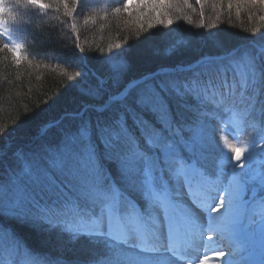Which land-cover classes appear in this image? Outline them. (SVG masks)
I'll list each match as a JSON object with an SVG mask.
<instances>
[{
    "label": "snow or ice",
    "instance_id": "obj_1",
    "mask_svg": "<svg viewBox=\"0 0 264 264\" xmlns=\"http://www.w3.org/2000/svg\"><path fill=\"white\" fill-rule=\"evenodd\" d=\"M61 2L67 10V0ZM196 3L203 17L202 0ZM183 4L192 8L188 0ZM244 4L264 6V0H235L237 15ZM174 6L180 10L173 0H124L123 9L129 15L145 9L141 17L153 12L157 23L171 25L165 10ZM29 7L46 10L50 5L15 0L9 7L0 0V38L5 41L0 48L16 63L24 44L15 34L30 23L19 9ZM227 7L232 9L233 0ZM113 47L120 45L109 44L107 60L114 61L112 79L118 80L134 53L131 47L112 52ZM86 60L79 58V80L89 71ZM104 83L97 79L85 92L98 103L65 115L73 126L50 123L59 130L58 140L40 145L31 157L14 148L15 138L28 135V129L9 131L0 125V161L9 154L27 161L0 182V264H195L199 257L189 252L210 245L211 235L207 242L202 239L206 232L235 255L233 246L243 247L257 223L264 244V200L259 221L255 211H247L248 192L257 179L264 194V173L252 174L257 139L264 140V43L201 59L114 94L105 92ZM210 119L220 123L219 140L209 135ZM248 129L254 136L242 140ZM218 148L219 163L213 155ZM233 159L237 163L228 171L225 161ZM204 214L206 228L200 223ZM24 229L47 233L55 255L42 256L22 243L18 230Z\"/></svg>",
    "mask_w": 264,
    "mask_h": 264
},
{
    "label": "trees",
    "instance_id": "obj_2",
    "mask_svg": "<svg viewBox=\"0 0 264 264\" xmlns=\"http://www.w3.org/2000/svg\"><path fill=\"white\" fill-rule=\"evenodd\" d=\"M14 2L5 0L9 7ZM43 2L50 7L46 10L19 9L30 22L21 26L26 30L15 34L24 44L20 62L16 63L10 52L0 48V125H5L9 131L22 126L28 129V135L17 136L14 140L17 152L28 157L38 151L40 145L58 140L59 130L53 127L36 146H24L31 143L46 125L84 109L86 104L99 102V98L93 100L85 92L97 79L112 71L114 61L107 60L112 54L109 44H119L122 49L131 47L134 55L126 62L117 89L111 88L107 94L117 93L130 83L160 70L194 65L205 57L225 55L249 43H264V20L260 19L264 16V6L259 4L254 7L244 4L237 15L235 0L230 10L227 7L229 0H202L204 15L201 17V7L196 0H188L192 8L185 7L183 0H173L180 10L175 6L165 10L172 20L168 25L157 23L153 12L141 17L145 9H133L129 15L123 9L124 0H67V10L61 0ZM116 8H120V12H116ZM66 11H73V14L69 16ZM89 17L91 19L85 23ZM160 19L165 16L161 15ZM149 23L154 26L149 28ZM149 35L153 38L145 40ZM4 42L0 38V45ZM116 51L113 47L112 52ZM82 56L87 57L85 63L89 71L83 80H79L76 74L83 71L78 62ZM68 76L73 79L69 80ZM62 121L65 128L74 124L71 119L63 118ZM256 123L259 126V121ZM208 132L219 140L221 133L217 120H209ZM250 133L251 129H248L241 139L251 140L254 133ZM262 147L264 144L258 149ZM219 151L218 148L213 154L217 161ZM9 157L15 156L9 154L0 161V182L7 181L14 170L27 163L21 160L19 166L10 165ZM18 232L22 243L35 253L55 255L47 233L30 229Z\"/></svg>",
    "mask_w": 264,
    "mask_h": 264
},
{
    "label": "rangeland",
    "instance_id": "obj_3",
    "mask_svg": "<svg viewBox=\"0 0 264 264\" xmlns=\"http://www.w3.org/2000/svg\"><path fill=\"white\" fill-rule=\"evenodd\" d=\"M154 23H153V26H154ZM16 38H17V42L21 43V40L17 36H16ZM115 49L117 51H120V50H122V47H120L119 49H117V48H115ZM112 74H113V69L109 73V75L106 74L105 77H103V78L101 77L102 79H99V80H103L105 82L103 87H104L106 93H108L109 89H111V88L115 89L116 87H118V85H119L118 83L119 82L121 83L122 78H123V71L119 75L118 80L112 79ZM119 90H117L116 92H118ZM91 106L92 105L86 104V105H84V108L91 107ZM40 132H42V129L40 130ZM228 139L230 140V142H235L233 140L232 136H230V135H229ZM15 140H17V139H15ZM250 151H251V149H250ZM229 155H231V154H229ZM245 156H247V153H245ZM8 160H9L10 165H14V166H16V165L19 166L20 162H21V160L18 161L15 157H9ZM260 161H264V158L261 157V152L259 151V149H257L255 151L253 171H252V174L257 176V178L259 177L260 174L264 173L263 172L264 165L261 164ZM242 162H243V158H242ZM236 163L237 162L234 159L225 161V167L228 169V171H230L231 166L235 165ZM23 164H26V163H23ZM246 170H247V166H246ZM256 182H258V179L254 183H256ZM254 211L257 213L256 220L259 221L260 216L258 215V213L261 211L260 206H259V208L255 209ZM221 213H223V209H221ZM215 214H218V213H214V214H212V216H216ZM197 215H200V213L197 212ZM206 216L207 215L204 214L201 216V219H200L201 223H205V224H203L204 226H206V220H207ZM215 236H216L215 234H212V238H214ZM204 239H205V242H207V238L205 237ZM218 244L219 243L214 241L213 243H211L210 246H208L206 248V250H210L212 252V253L205 252L206 255H209V254H213V255L215 254L216 255L214 260H212V256H207V258H208L206 260L207 264H223L225 259L232 260L233 264H264V244H262V239H261V235H260V227H259L258 223L253 226V235H251V237L247 240V243H244L243 247L238 248V252L234 256L229 255L228 251H226V252L223 251L224 255L218 256L216 254L217 251H222L221 250L222 248ZM226 244H227V241H225V245ZM201 251H202V247H200V250L198 253L189 252V255H196L197 254L198 257L201 256L198 263L196 262L197 264H200V262L205 257V256H202V254L200 255ZM175 264H186V262L183 263V262L176 261Z\"/></svg>",
    "mask_w": 264,
    "mask_h": 264
},
{
    "label": "water",
    "instance_id": "obj_4",
    "mask_svg": "<svg viewBox=\"0 0 264 264\" xmlns=\"http://www.w3.org/2000/svg\"><path fill=\"white\" fill-rule=\"evenodd\" d=\"M240 48H241V47H240ZM240 48H238V49H240ZM159 73H160V72H158V73H155V74H159ZM155 74H154V75H155ZM145 79H146V78H144V79H142V80H140V81L136 82L135 84H138L139 82H141V81H143V80H145ZM133 85H134V84H133ZM133 85H132V86H133ZM132 86H131V87H132ZM42 134H43V133H42Z\"/></svg>",
    "mask_w": 264,
    "mask_h": 264
}]
</instances>
